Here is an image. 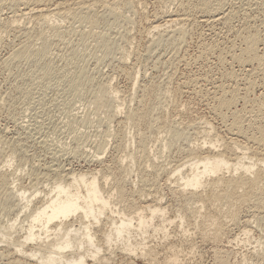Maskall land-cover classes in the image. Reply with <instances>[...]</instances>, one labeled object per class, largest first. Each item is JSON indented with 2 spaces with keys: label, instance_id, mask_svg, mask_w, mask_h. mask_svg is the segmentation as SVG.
Listing matches in <instances>:
<instances>
[{
  "label": "rangeland",
  "instance_id": "374dc122",
  "mask_svg": "<svg viewBox=\"0 0 264 264\" xmlns=\"http://www.w3.org/2000/svg\"><path fill=\"white\" fill-rule=\"evenodd\" d=\"M55 1L46 0L45 4L54 7ZM158 1L132 0L134 10L118 7V12L121 13L119 16H113L99 6L91 12H99V16L93 14H96L98 20L97 24L92 23L93 26L85 19L80 22L73 17V13L68 14L70 16H57L47 23L36 22L29 16L22 17L16 4L0 0V175L6 173L5 183L0 181V264H15V259L18 258L19 264H56L40 261L39 254L36 257H23L15 250L19 247L18 241H22V237L26 235L30 215L42 203L44 194L52 191L56 183H60L65 171L71 173L69 176L72 173H83L86 175L85 181H90L91 176L96 175L102 196L105 200L108 199L112 211H116L118 207L120 217L112 215L108 207L98 202L94 203L95 208L100 207L104 213L98 217V221L90 216L84 219L77 212L58 224L62 233L74 225L70 230L79 229L84 240H87L86 232L90 231V235H94V247H100L102 251L100 253L90 247L92 243H84L82 247L68 246V249L60 251L64 259H78V255L82 254L84 264H264V209L261 211L256 204L253 205L254 200L243 204L244 206L240 204V207H236L240 208L236 209V212L240 210L236 221L232 223L227 219L228 213L225 214L228 206L224 204V200H221L224 203L213 202L208 204L209 207L198 210L194 206L200 207L199 201H195V205L187 203L190 206L186 207L183 196L178 190V194L176 193L178 185L181 187L183 181H180V174L175 171L178 165L182 169V164L190 159L189 153L193 147L215 141L216 137L220 141L229 138L225 123L231 120L230 111L222 109L221 112L226 111L224 114L228 115L224 116L223 113L220 112L219 115L217 110L218 113L212 110L213 101L210 100L208 91L205 94V90L213 82L227 86L237 84L240 96L231 109L242 108L245 75L240 68L248 69L251 64L247 62L240 66L232 60L230 54L234 50L237 52L236 47L242 46V41H239L241 38H235V32L243 28V15L246 14L249 24L257 25L255 27L261 32L258 49L263 50L264 10L261 11L263 8L253 3L245 5V8L243 5L247 0H222L225 8L222 10L231 8L237 11L236 15L232 11L233 18L229 23L222 24V21H218L217 25L211 27L200 23L199 14L193 12V23L186 26L183 41L176 45V41L171 43L172 37L168 40L164 35L165 38L161 36L165 42L156 43L155 40L161 36L150 32L149 21L153 15L164 10L173 11L175 8V4L166 0H161L164 3L166 1V5L169 3L166 8L163 7L165 4ZM106 11L109 16L104 14ZM14 15V23L5 24L6 17ZM2 23L9 24L5 33L1 29ZM100 34L109 39L110 53L98 45ZM208 45H213V52H206ZM22 46L23 51L24 48L28 51H24L25 56L22 53L24 57L20 56L18 59L13 52ZM34 51H41L42 54L39 57ZM229 70L235 72L234 75L237 73L236 77H242L229 78L226 74ZM80 73L85 78L74 90L71 86L75 78L73 76L79 77ZM259 77L255 90L252 89L247 95L250 105L253 104L251 101H256L254 97L258 98L259 93L264 91V74H259ZM100 84L107 86L103 93L99 92ZM146 86H153L160 93L158 90L159 94L154 93L155 90L148 93L144 89ZM161 88L166 89L162 91L169 95L161 93ZM141 95L144 99L138 101ZM137 102H140L139 105ZM141 102L145 104L143 106L152 108L153 114L149 115L148 121L132 124L127 120L126 112L136 110L142 106ZM118 105L119 112L114 114ZM250 105L247 103L248 109ZM246 114L245 123L251 122L252 127L255 124L254 118L251 114L252 118ZM178 130L180 136L175 138L172 132ZM240 139L242 138H239V143H246L244 139ZM222 142L215 141L219 150L224 148ZM188 171L184 167L183 176ZM105 177L108 179L106 183ZM78 185L80 193L86 195L84 185L80 182ZM8 186L12 188L14 196L9 194ZM118 187L125 192L123 201L115 196L114 189ZM20 189L22 192L27 191L26 195L36 193L28 211L24 209V213L19 212L25 205L24 201L15 197ZM197 192L204 195L203 192L207 194L208 190L201 187ZM210 196L209 194L208 198ZM146 204L151 208L161 207L164 213L150 219ZM139 215L148 220L146 225H140ZM16 217L19 218V224L10 229L9 222ZM120 219L134 221L132 227L123 230L122 237H118L116 241L114 229ZM216 221H224V231L216 229ZM84 225H88V231H84ZM34 233H38V229H34ZM52 239L51 234L42 243L38 239L29 241L23 249L36 254L34 248L37 244L44 245ZM92 253H98L95 255L96 259L92 257ZM64 259L62 264L66 263Z\"/></svg>",
  "mask_w": 264,
  "mask_h": 264
},
{
  "label": "bare ground",
  "instance_id": "6f19581e",
  "mask_svg": "<svg viewBox=\"0 0 264 264\" xmlns=\"http://www.w3.org/2000/svg\"><path fill=\"white\" fill-rule=\"evenodd\" d=\"M69 1L67 2L65 0H56L55 1L56 3L54 4L55 6L49 7V6H47L48 4L47 5L45 4L46 0H8V2H11L12 4L14 3L17 6H19L20 9H18V10H19V13L22 17L29 16V18H32L36 22H46V23L51 21L53 18H56L57 16L59 17V16H63L66 14L68 15V14L73 13V17L75 16L76 18H78L80 20V22L82 21V19H85V21L88 20V22H91V24L94 23V25H95V24H97L96 21H98L95 15L99 12H97V11L94 12V13H96L95 15H93L94 13L92 14L91 12L95 8L97 9V7H99V6L105 8L108 11V13H110L113 16L121 15V13H119L118 10L121 9L122 7L126 8V9H133L134 10V4H133L134 2H132V0H75L73 2L72 1L69 2ZM162 1H164V0H162ZM162 1L160 0V2H162ZM166 1L169 3L175 4L174 10L173 11H168V10L163 11L162 10L163 12L153 15L152 16L153 18L149 21V26H150L149 29H151L150 30L151 33L154 32V35H155V33H157V34H159V36H161V35L167 36L168 40H169V37H172L173 39H171L172 41L171 40L170 41H171V43L176 41L174 43V44L177 43L176 45H178L181 40L183 41V39H184L183 37L185 36L184 34L186 32L185 31L186 26L189 24L191 25L193 23V19H194V17L192 19V13L193 12H197L199 14V16L201 18L200 23H205L211 27L214 24L217 25L216 23L218 21L219 22L222 21L221 22L222 24H227L230 22V19L232 17V11L233 10L231 8L229 9L227 7L228 9L222 10L224 8L222 5V0H166ZM166 1H165V3L162 2L163 5L165 4L164 6L162 5L165 8L169 4V3H167V5H166ZM252 3L256 4L257 7H261V9L263 8L261 11L264 10V0H259V1L247 0L243 6L245 7V5L248 6V5H251ZM243 6H241V7H243ZM118 7H120V8L118 9ZM163 7H161V8H163ZM123 10H125V9H123ZM107 11L104 14H106ZM120 11H122V10H120ZM236 12L233 11V13L235 15H236ZM108 13H107V15L109 16ZM122 13H123V11H122ZM134 13H135V11H134ZM219 13H220V15H219ZM68 16H70V15H68ZM243 16H244V19L243 18L242 19L244 22H243L242 27L243 28L245 27V28L243 29L241 27L242 29L239 28L240 30L238 32H235V33H237V36H235V38L236 37L241 38V39H239V41L240 40L242 41L241 42L242 46L236 47L238 49L237 52H235V50H234V52H232V53L230 52L231 54L229 53L231 55L232 60H234L235 62L240 64V66H244V64L247 62L251 64V67L248 69H244V67L240 68V71L244 72L243 74L245 75V76L243 75L244 76V80H243L244 84H242V85H244L243 86L244 88L242 87L243 88V91H242V98L243 99L242 100H244L243 101L244 104H242V108H239V110L238 109L235 110V108H234V110L231 109L232 105L236 102V99L238 98V96H240V93H239L240 87L237 84H236L237 86L234 84L227 86V85L220 84V83H219L220 85L219 84L216 85L213 82L211 84V87L209 88V86H208V89L205 90V94L208 91L210 100L213 101V104L211 103L212 106L214 107V108H211L212 110L214 109L215 112L217 110L219 113L222 111V109L230 111L231 116L229 115V117H231V120H229L230 121L229 123L226 121L228 124L225 123L226 124V130L228 131L230 136L228 139L222 140L223 141L222 142V141H220V139L218 137H216L214 135V137H216V138H214V139H216L215 141L223 143L222 147L224 146V148L223 149L221 148L222 150H219V148L215 144V141L211 140L209 142H204L202 145L200 144L201 142H199V144H200L199 146H196V148L193 147L192 151L190 150L191 151V153H189V154H191L190 159L188 161H186V163L184 161V163H185L184 165L182 164L183 171L180 168L181 165L180 166L178 165V168L176 167V170H175V171H178L177 174L178 173L180 174V177H181L180 181H183L182 186L179 187V185H178V188L176 189V191L178 190L179 194L181 196H183V198L185 199L184 204L186 205V207L190 206L187 203L192 202V204H193V203H196L197 201H199L201 204L200 207L193 204V205H195L194 206L195 209L198 210L200 208L208 206V204H211L213 202H220L221 200H224V202H226V203H224L223 201H221V202L228 206L227 212L225 214L228 213L227 219L229 218L228 220L232 221V223H235V221H236V218L238 215L237 213H239L240 210L238 212H236V211L240 207L239 206L240 204L245 205V203H248V202L254 200L255 203L253 202L254 203L253 205L256 204V206H258V208L260 210L264 209V91L260 92L259 96L257 95L258 98L254 97V99L256 98V101H251L253 103V104L251 103L252 105H250V103H249L250 99H249V96H247L249 91L251 92V91L255 90L254 89L255 85H257L256 83H258L257 81L260 79L259 74H261V75L264 74V47H263L262 51H260L258 49V43L261 41L259 33H261V32H259V30L255 27L257 25L254 26V24H252V25L249 24V21H248L249 18L247 16V14L243 15ZM71 17H72V15H71ZM120 17H122V16H120ZM125 17H127V16H125ZM114 19L117 20L116 17ZM15 20H16L15 15L12 17H6L5 24H6V22H8V23L10 22L12 24V22L14 23ZM73 20H75V19H73ZM196 22H197V20H196ZM8 25H3V23L1 24V26H2L1 29L4 31V33L6 31H8ZM228 26H229V24H228ZM230 28H231V25H230ZM118 33H120V32H118ZM159 36H158V38H159ZM162 36H161V38H159V39H161L160 41L158 39V40H155V42L157 41L156 43H158V42L160 43L161 41H164L165 39L162 40ZM166 41H167V39H166ZM22 42H23V40H22ZM97 42H99L98 45L100 47H102L103 50H105V52H109V50L111 49V47L109 46V44H110L109 39L101 36V34L99 37V41L97 40ZM152 44H154V41ZM233 44L235 45V41L233 42ZM111 45H112V43H111ZM234 45L232 46L233 49H234ZM212 46L213 45H208L206 47V52L212 51L211 50L213 48ZM232 47H229V48L232 49ZM26 50L27 49L24 48V51L27 53L28 50L27 51ZM36 50H38V49H36ZM24 51H23V46H22V48H19V49L17 48V50L15 52H13V55L17 58L18 57L20 58V56L24 57L25 56ZM34 52H36V51H34ZM22 53L24 54V56H22ZM31 53L32 52H30V54ZM109 53H106V54H109ZM41 54H42L41 51L36 52V55H39V57ZM128 54H131V53H128ZM31 55H33V54H31ZM109 55H111V54H109ZM102 56L104 57V53H102ZM122 57L124 58V56H122ZM126 57H128V56H126ZM124 60H126V58ZM232 62H231V64H232ZM7 64H9V63H7ZM231 70H232V68H231ZM231 70H229L226 73L229 78L232 77L231 79H233V77H235L236 79H238L239 76H240V78L242 77L241 75H239V76H237L238 77L237 78L236 75H238V74L236 73V75H234L235 72H233ZM132 73H130V75ZM73 77H75V78H73L74 81H72L73 83L71 84V86H72V89L75 90V88H77L76 86L78 85V83L80 85L81 84L80 82L85 77L81 73L79 74V77L78 76H73ZM262 78H263V76H262ZM197 79L198 78H196V81H198ZM234 81H236V80H234ZM235 83H237V82H235ZM149 85H152V84L150 83ZM99 88H100L99 92L103 93V91H105L107 89V86H105L104 84L103 85L100 84ZM158 88H159V86H158ZM144 89L148 93L149 92L153 93V91L155 90V87L151 86V87L147 88V86H146V88H144ZM157 90H155L154 93H156V92L158 93L159 90L158 91ZM162 90L166 91V89L161 88V91ZM143 91H141V92H143ZM148 93H146V95ZM159 93H160V91H159ZM161 93L165 94L168 92L164 93V91H162ZM140 94H143V93H140ZM208 94H207V96H208ZM146 95H144V96H146ZM168 95H169V93H168ZM165 96H167V95L165 94ZM159 97H162V96H159ZM159 97H158V99H160ZM142 98H143V96L141 95L140 99L138 101H142L144 99V98L143 99ZM137 103H136V105H137ZM139 103H138V105H139ZM159 103H157V104H159ZM247 103H248V105H250L249 109H248V106H246ZM141 105L142 106H139L136 110L134 109L135 111L132 110L131 112H126L127 113V115H126L127 120L130 121L132 124H135L138 122H144L146 120L148 121L147 118L149 117V115L153 114L152 112L154 110L152 111L151 110L152 108H150V107L148 108V106H143V105H145V104H143V102H141ZM146 105H147V103H146ZM118 108H119V105H118L117 109ZM246 111H248V114H246ZM114 112H115V110H114ZM118 112H119V109L116 110V112L114 114H116ZM218 112H216V113H218ZM243 112H245L246 115L251 114V116H253L255 124L252 127H251L252 124H250L251 122L245 123L247 121L246 120L247 118L246 119L244 118L245 114L243 115ZM221 113H223V112H221ZM221 113L219 115H221ZM224 113H226V111ZM114 114L112 113L113 117H114ZM115 116H117V115H115ZM224 116H228V115L224 114ZM224 116L222 115L221 117H224ZM152 117H154V116H152ZM154 118H156V116ZM221 120L223 121L222 118H221ZM252 120L250 119V121H252ZM191 126H193V125L191 124ZM250 127L252 130H250ZM177 129H176V131H177ZM211 129H212V127H211ZM173 130H171V131H173ZM205 130H208V129H205ZM227 131L225 133H227ZM174 132H172L173 134L171 133L172 136L174 135L175 138H176V136L178 138L180 136V134H178L179 130H178V132H175V134H174ZM200 133L201 132H199V134ZM205 134H207V133H205ZM211 135H212V133H211ZM219 135H221V134H219ZM221 136H220V138L223 139L222 138L223 136L222 137ZM210 137H212V136H210ZM239 138L244 139L246 143L245 144L239 143ZM208 139H210V138H208ZM208 139H207V141H208ZM242 139H240V140H242ZM206 143H208V145H206ZM222 143H220V144H222ZM139 144H140V147L143 146L142 142H140ZM121 147H123V146H121ZM135 155H136V153H135ZM133 156H134V154H133ZM136 156H138V154ZM97 157L99 158L100 156L98 155ZM98 158H96V159H98ZM186 160H187V158H186ZM119 162H121V161H119ZM10 163H11V161H10ZM184 167H187V169L190 172L188 171L189 173L187 172V174L184 173V176H183L182 172H184ZM254 167H255V169H254L255 171L253 170ZM65 172L66 173L64 174V177L61 179L60 183H56V185H54V187H52V191L44 194V198L42 199V203L38 207H36L34 209V213L30 215V220L28 221L27 227H26V235H24V237H22V239H23L22 241L17 240L18 244H19L17 246H19V247H16V245H15V247H16L15 251L20 253L21 256H23V257H36V255L39 254L40 255V261H43V262L48 261V263L62 264V259H64V257L61 254L62 252H60L61 250L64 251V248L68 249V246H80V247H82V245H84V243H88V245H90V243H92V239H94V235H90V231H88V225H84V231H88V232H86V239L87 240H84V238H81L82 235L79 234V229H73L72 231L70 230V229H72V227H74V225H72V227H68V229H66L62 233V231H60V225H58V224H62L66 219H68L70 216L74 215L77 212L80 213L84 217V219H88V217L90 216V217H92V219H94V221H98V217H101L102 215H104V213H102V209H100V207L95 208L94 203L100 202V203H102V205H104V207H108V209H110V205H108V199H106V200L104 199V197L102 196V191H100V189L98 188L96 175L91 176L90 181H85L86 175L83 173H78V174L72 173V175L69 176L70 172H67V171H65ZM226 172H228L229 174L226 175L225 174ZM5 175H6V173H4V172L0 175V181L3 183H5ZM110 175H112V174H110ZM115 175H116V173H115ZM173 175H174V173H173ZM107 180L108 179H106V177H105L104 183H106ZM116 181H117V177H116ZM78 182H80V183H82V185H84V189H86V195H82V193H80V185H78ZM201 187L207 188L208 193L206 194L205 192H203L204 195H202V192H197L198 189ZM7 189H8L9 194L11 196H14V194H12V188H10L8 186ZM14 189H16V187H14ZM114 191H115V196L118 197V200L123 201L124 196H125L124 190L121 187H118L116 190L114 189ZM178 191L176 192L177 194H178ZM142 192H143V189L141 190V194H142ZM173 192L175 193V191H173ZM26 193H27V191L22 192V189H20V191H18V195L15 196L16 198L22 199V201H24V203H25L24 207H22V209H20V211H19L20 213H24V209H26V211H28V207H30V203H32V201H31L32 197H36V193L35 194L32 193L31 195L30 194L26 195ZM209 194L211 195L210 198H208ZM176 196H178V195H176ZM184 199H182V200H184ZM180 201H181V198H180ZM184 204H182V205H184ZM237 206H239V207L236 208ZM112 207H116V206L112 205ZM146 207H148L147 209L150 212V219H152L153 217H155L157 215L160 216L161 213H164V211H162L161 207L152 206V208H151V206L148 204L145 205V208ZM182 208H183V206H182ZM207 209H209V208H207ZM187 210H188V208H187ZM20 213H18V217H20ZM110 213H112V215H118V217H120V213H118V207H116V211H112V209H110ZM18 217H16L15 219H12V221L9 222V223H11L9 225L10 229L15 228L19 224V223L17 224V221L19 219ZM122 217H126V215H122ZM261 218H262V216H261ZM128 219H130V217H128ZM247 220H245V222ZM132 221H134V219H132ZM132 221H122V219H120V223H118V225H116V228L114 229V236L116 237V241H118V237H122L123 230L127 229L129 226L132 227ZM147 221L148 220H144L142 218V216L139 215L140 225H142L143 223H144V225H146ZM163 221H165V220H163ZM24 222H26V221H24ZM248 222L249 221H247V223ZM36 223H37L38 227H36ZM57 225H58V227H56ZM112 225H114V221H112ZM22 226L23 225H20V227H22ZM215 227L217 230L222 231L224 229L223 228L224 227V221H222V222L216 221ZM22 229H24V227H22ZM34 229H38V233L35 234ZM138 229H140V227H138ZM41 234H43V235H41ZM51 234L53 235V239L51 241L45 243L44 245H42V244L36 245L37 247L34 248V251L36 252V254L29 252V251H26V249H23V246L27 242L34 241L37 239H38V241L41 242V241H43L44 238L48 239V236ZM76 235H77V237H76ZM231 239H234V238H231ZM108 241H110V239H108ZM128 241H130V239H128ZM112 243H114V241H112ZM90 247H94V243H92V245H90ZM94 249H96V251H100V247H94ZM126 250H129V249H126ZM101 252L102 251H100V253ZM92 255H93L92 257L94 259H96L95 255H98V253H92ZM64 261H66V263H64V264H84L85 258L82 254H79L78 259H74L73 257H70L68 259H64ZM16 262L19 264L20 259L19 258L15 259V264H17Z\"/></svg>",
  "mask_w": 264,
  "mask_h": 264
}]
</instances>
